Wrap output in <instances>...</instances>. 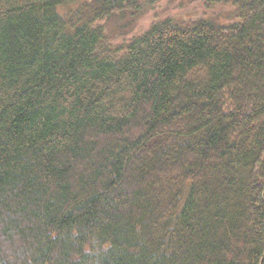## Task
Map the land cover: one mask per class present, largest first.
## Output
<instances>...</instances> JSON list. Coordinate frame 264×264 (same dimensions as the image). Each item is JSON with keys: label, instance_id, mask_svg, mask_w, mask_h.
Listing matches in <instances>:
<instances>
[{"label": "trees", "instance_id": "obj_1", "mask_svg": "<svg viewBox=\"0 0 264 264\" xmlns=\"http://www.w3.org/2000/svg\"><path fill=\"white\" fill-rule=\"evenodd\" d=\"M233 5L123 39L141 0H0V264H264V0Z\"/></svg>", "mask_w": 264, "mask_h": 264}, {"label": "rangeland", "instance_id": "obj_2", "mask_svg": "<svg viewBox=\"0 0 264 264\" xmlns=\"http://www.w3.org/2000/svg\"><path fill=\"white\" fill-rule=\"evenodd\" d=\"M165 17H205L220 24H228L234 21L236 10L233 0H141V9L136 16L129 12L125 15L115 14L106 24L110 33L124 39L141 33L153 21Z\"/></svg>", "mask_w": 264, "mask_h": 264}]
</instances>
